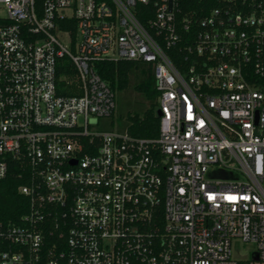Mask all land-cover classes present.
Listing matches in <instances>:
<instances>
[{
	"label": "built area",
	"instance_id": "obj_1",
	"mask_svg": "<svg viewBox=\"0 0 264 264\" xmlns=\"http://www.w3.org/2000/svg\"><path fill=\"white\" fill-rule=\"evenodd\" d=\"M184 1L0 0V179L31 200L0 264H264V0ZM118 59L153 66L158 137L101 126Z\"/></svg>",
	"mask_w": 264,
	"mask_h": 264
},
{
	"label": "trees",
	"instance_id": "obj_2",
	"mask_svg": "<svg viewBox=\"0 0 264 264\" xmlns=\"http://www.w3.org/2000/svg\"><path fill=\"white\" fill-rule=\"evenodd\" d=\"M184 2L185 11L204 4V0H191V5L187 1ZM174 59L180 63V58ZM96 69L114 91L119 89L134 92L138 96L136 110L134 113H127L118 130L141 138L158 137L160 120L156 116V108L159 104V92L153 66L146 62L118 59L99 61L96 63ZM57 79L60 94L73 95L80 92L77 86V69L68 56L58 60ZM120 117L123 119L124 114ZM26 171V165L14 161L8 176L0 179V223L4 225L19 224L23 216L30 211L31 200L20 191V187L27 183L24 176ZM57 236V233L51 234L47 230L46 246H51Z\"/></svg>",
	"mask_w": 264,
	"mask_h": 264
},
{
	"label": "rangeland",
	"instance_id": "obj_3",
	"mask_svg": "<svg viewBox=\"0 0 264 264\" xmlns=\"http://www.w3.org/2000/svg\"><path fill=\"white\" fill-rule=\"evenodd\" d=\"M4 13V12H3ZM115 99H116V108L112 116L101 119V126L106 129H118L121 123L125 121L127 113H134L137 108L138 96L134 92H125L122 90H115ZM124 114V118L121 119L120 115ZM253 244H247L242 241L238 243V246L235 247V253L237 251L240 253L246 252L248 249H254Z\"/></svg>",
	"mask_w": 264,
	"mask_h": 264
},
{
	"label": "water",
	"instance_id": "obj_4",
	"mask_svg": "<svg viewBox=\"0 0 264 264\" xmlns=\"http://www.w3.org/2000/svg\"><path fill=\"white\" fill-rule=\"evenodd\" d=\"M156 116L160 117L161 116V110L160 108H156Z\"/></svg>",
	"mask_w": 264,
	"mask_h": 264
}]
</instances>
